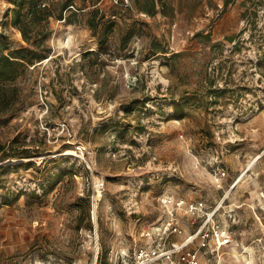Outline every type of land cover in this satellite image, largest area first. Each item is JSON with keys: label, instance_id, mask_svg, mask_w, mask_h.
<instances>
[{"label": "rangeland", "instance_id": "1", "mask_svg": "<svg viewBox=\"0 0 264 264\" xmlns=\"http://www.w3.org/2000/svg\"><path fill=\"white\" fill-rule=\"evenodd\" d=\"M45 3L33 47L0 0V54L47 55L3 81L0 144L30 156L0 160V264H95L97 243L112 264L163 226L166 196L217 209L221 264H264V0H77L63 18ZM94 7L99 34L115 23L103 47Z\"/></svg>", "mask_w": 264, "mask_h": 264}, {"label": "built area", "instance_id": "2", "mask_svg": "<svg viewBox=\"0 0 264 264\" xmlns=\"http://www.w3.org/2000/svg\"><path fill=\"white\" fill-rule=\"evenodd\" d=\"M120 1L126 6L129 5V0ZM162 203L167 207V219L163 226L158 227L155 232L146 227L144 234L151 239L136 242L131 252L119 254L111 247L108 253L111 263L114 264L113 259L118 258L115 264H221L220 251L232 239H229L228 228L223 227L216 219L217 209H207L203 200H190L185 197L166 196ZM180 212L193 216L192 223H197V228L186 239H166L171 233L182 232L178 222ZM102 257V249L100 251L97 243L95 264Z\"/></svg>", "mask_w": 264, "mask_h": 264}, {"label": "trees", "instance_id": "3", "mask_svg": "<svg viewBox=\"0 0 264 264\" xmlns=\"http://www.w3.org/2000/svg\"><path fill=\"white\" fill-rule=\"evenodd\" d=\"M16 6L13 8L12 22L20 29L24 40L33 47H37L38 43L30 31L31 24H40L44 20H47L51 13L48 11L45 0H14ZM77 0H61L60 18L64 17V10L71 8V5H75ZM99 8L94 7L91 10V17L89 18V25L93 29L95 34L98 33L101 21L97 15ZM150 14H155L157 8L155 2H152L150 7L144 8ZM66 18V17H65ZM114 21L107 20L104 23L103 31L99 34V45L103 47L107 41L108 35L113 31ZM5 35L0 34V47L2 50L8 48L7 42L4 40ZM158 51V50H157ZM47 55L39 53L29 46H20L11 49L8 53L2 52L0 54V113L7 110L12 104H15L14 94H17V87L10 88L3 81L13 80L19 74H21L27 65L34 64V58H44ZM10 90L12 93H10ZM28 157L30 153L28 149L23 148L19 152H9L5 149L4 144H0V160L7 159L9 157ZM89 198V197H88ZM107 251V249H106ZM104 255V251L102 252Z\"/></svg>", "mask_w": 264, "mask_h": 264}, {"label": "bare ground", "instance_id": "4", "mask_svg": "<svg viewBox=\"0 0 264 264\" xmlns=\"http://www.w3.org/2000/svg\"><path fill=\"white\" fill-rule=\"evenodd\" d=\"M68 35H69V37H68V42H70L69 40H70V36H71V35H70V34H68Z\"/></svg>", "mask_w": 264, "mask_h": 264}]
</instances>
